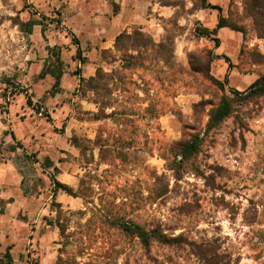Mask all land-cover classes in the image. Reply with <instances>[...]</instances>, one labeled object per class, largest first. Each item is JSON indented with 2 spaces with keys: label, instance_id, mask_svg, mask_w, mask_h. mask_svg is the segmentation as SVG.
I'll return each instance as SVG.
<instances>
[{
  "label": "rangeland",
  "instance_id": "1",
  "mask_svg": "<svg viewBox=\"0 0 264 264\" xmlns=\"http://www.w3.org/2000/svg\"><path fill=\"white\" fill-rule=\"evenodd\" d=\"M69 1L0 0V163H16L24 177L16 205L24 211L6 222L20 227L31 218L28 228L36 231L19 261L264 264V95L245 96L264 75V12L251 9L250 0H206L222 5V15L245 32L232 62L198 35L216 14L203 11L202 0H137L127 13L135 23L123 32L140 30L153 45L165 44L167 64L157 58V47L138 53L126 42L78 57L72 39L62 43L71 37L61 24ZM11 18L41 25L27 34ZM55 46L65 70L59 87L53 77H39L49 63L48 47ZM98 67L112 76L100 81L110 93L96 97L80 78L87 82ZM231 89L244 92L234 97ZM224 94L234 97L230 117L185 167L171 170L180 160L176 143L204 133L209 111ZM14 131L23 147L16 146ZM46 158L59 169L55 178L79 197L54 193L53 168H42ZM8 204L0 200V211ZM119 221L180 240L153 239L145 246Z\"/></svg>",
  "mask_w": 264,
  "mask_h": 264
},
{
  "label": "crops",
  "instance_id": "2",
  "mask_svg": "<svg viewBox=\"0 0 264 264\" xmlns=\"http://www.w3.org/2000/svg\"><path fill=\"white\" fill-rule=\"evenodd\" d=\"M136 2L137 0H70L69 4L62 8L63 19L61 24L70 31L71 37L64 36L62 43L68 45L69 40L72 39L73 41V37H76L79 41L78 45L75 44L76 49H79L87 57L96 56L101 50L113 48L116 37L135 23L127 13H131L129 10L136 5ZM208 3L218 5L223 9L220 4H215L212 1ZM208 10L216 13L214 16L212 15L210 24H206L208 28L213 29L217 25L219 12L213 9H203V11ZM35 27L33 31H35ZM216 37L221 42L218 48L225 51L226 55L234 62L236 56L238 58L240 54V46L243 41L242 34L224 27L219 29ZM73 46L71 45V47ZM13 134L16 141L19 142L17 140L20 139L19 134L16 131ZM25 136L27 137L29 134ZM25 136V141H29L30 139L25 138ZM31 137L33 138L34 135L31 134ZM51 161L53 162V160ZM23 186L24 177L16 163L12 161L0 163V200L10 205L4 213L0 211V255L10 247L14 264L23 263L19 261L22 251L28 248L36 233L33 229L28 228L32 221L31 218L22 222L20 227L11 221L6 222L7 219H12L14 214L18 218L23 210V208L16 206L23 198ZM29 204L35 205L36 203L29 201ZM25 209L28 210L27 207ZM32 212V210H28V215H33ZM29 251L27 250V252ZM23 264H29V261Z\"/></svg>",
  "mask_w": 264,
  "mask_h": 264
},
{
  "label": "trees",
  "instance_id": "3",
  "mask_svg": "<svg viewBox=\"0 0 264 264\" xmlns=\"http://www.w3.org/2000/svg\"><path fill=\"white\" fill-rule=\"evenodd\" d=\"M249 2L252 4L251 9H253L254 11L261 10L264 12V0H250ZM202 8L217 10L219 12V16H218V22L215 28L213 29H210L208 27L198 28V35L200 37H206V38L211 39L212 41L215 42V45L218 47L220 45V39L217 38L216 36L218 34L219 29L221 28L227 27L233 31H236V32L241 33L242 35H245V32L241 26L231 21L229 17H225L222 15V8L220 6L213 5L211 3H208L206 0H202ZM11 20L15 25L19 26L22 32H25L27 34H32L34 27L41 25L40 21L34 20V19H30L26 22L20 20L19 18H11ZM42 36L45 38L44 30H42ZM73 41L76 45L79 44V41L77 40L76 37H73ZM123 42L127 43L128 49L138 51V53L139 51H141V49L142 51L145 50L149 44L151 47H157L158 48L156 51L158 55L157 58H160L167 64L170 63V60H169V58L171 57L170 51L166 49L167 48L166 45L163 43L157 44V46L153 45L150 38L147 37L140 30H135L131 34L126 31L120 33L115 39L114 47L116 49H121ZM104 51H107V50H104ZM48 54H49V63L45 64L39 77L41 79H44L46 76H51L55 80L54 87H59L61 84L62 77L65 73L64 61L61 56L62 51L61 49L56 48V46L53 48L48 47ZM77 54H78V57L81 56V51L79 49H77ZM128 58H133V55L132 54L128 55ZM80 61L85 63V59L80 58ZM110 76H112V74L110 75L106 71H104L103 68L98 67L94 77L89 78L87 82H85L84 78H80V82L84 86H86V88L89 91L93 92L97 97L99 96L101 90L102 91L105 90L106 94L110 93V89L106 88L108 85V82L104 81L102 82V84L100 83V81H103L105 77H110ZM217 83L220 85L222 89L225 88L222 82H217ZM102 86H105V88ZM18 92H23V91L19 90ZM243 92L231 89V94L234 95V97H238L242 95L241 93ZM253 95H264V75L260 76L257 80H255L251 84V86L247 89V94L245 96L250 97ZM234 97L230 96L229 94H224L221 98L220 103L209 111V120L206 125V129L202 135L201 133L193 134L191 135L189 139L187 138V139H184L176 143L177 150L175 152V156L179 158L180 160L176 159L174 162L170 164L171 170L177 171L179 169H182V167H185V164L188 163V161H190L193 157H195L199 153L203 145V142L205 138L209 135V133L215 130L226 118L230 117L234 109L233 108ZM95 103L104 105V108H107L110 105V102H101L98 98H96ZM27 104L32 106V100L29 95H27ZM200 105L201 104L198 103L194 107H199ZM102 115L109 116L105 114L104 111L102 112ZM96 116H99V115H96ZM11 136L16 141V137L13 134V132H11ZM16 143H17L16 144L17 147H23L22 144H19L18 141H16ZM15 150H16V147L11 146V151H15ZM45 161L47 164H42V168L44 169V172L47 168H50V167H52L54 171L53 174H50V177H52V180H53L54 193L58 192L59 190H62L63 192H65L66 194L70 196L79 197L77 193L74 191L73 187L62 183L55 178V174L59 172V169L56 166H54L53 162L48 158ZM20 173L23 176V173L21 171ZM118 225L124 231L138 237L145 246H148L151 240L153 239L159 242H162V243H173V242H177L180 240L179 237L167 236L166 234L162 233L159 229L146 230L139 224L119 221ZM58 227L61 229V232L64 231V228L62 227L61 224H58ZM0 264H14L12 254L10 253V247L7 248L5 253L0 255ZM29 264H32V263H29ZM34 264H39V263L35 262Z\"/></svg>",
  "mask_w": 264,
  "mask_h": 264
}]
</instances>
